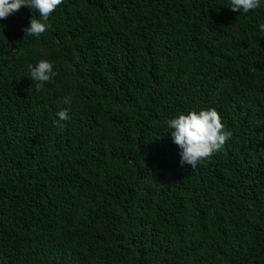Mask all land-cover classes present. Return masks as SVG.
Returning <instances> with one entry per match:
<instances>
[{
  "label": "trees",
  "instance_id": "trees-1",
  "mask_svg": "<svg viewBox=\"0 0 264 264\" xmlns=\"http://www.w3.org/2000/svg\"><path fill=\"white\" fill-rule=\"evenodd\" d=\"M228 4L63 0L40 37L28 6L0 20V264H264V0ZM209 108L232 136L181 165L168 121Z\"/></svg>",
  "mask_w": 264,
  "mask_h": 264
},
{
  "label": "clouds",
  "instance_id": "clouds-1",
  "mask_svg": "<svg viewBox=\"0 0 264 264\" xmlns=\"http://www.w3.org/2000/svg\"><path fill=\"white\" fill-rule=\"evenodd\" d=\"M63 0H0V20L19 11L22 6H28L39 13V18L31 16L30 25L24 29L25 35L40 37L45 33L50 24L46 23L49 17L61 5ZM259 6V0H229L227 7L233 12L249 13ZM259 30L264 32V23L259 24ZM11 51H15L12 49ZM29 78L36 82V89L40 90L45 82L50 81L56 73L53 65L46 59L39 60L35 65L29 64ZM64 104L70 105V97H64ZM56 126L63 128V121L69 119L68 109L61 108L57 111ZM172 129L173 142L180 148V163H187L193 168L198 163L210 159L214 153L223 149L227 140L232 136L231 131L225 130L221 116L215 108L202 109L181 113L168 121Z\"/></svg>",
  "mask_w": 264,
  "mask_h": 264
}]
</instances>
